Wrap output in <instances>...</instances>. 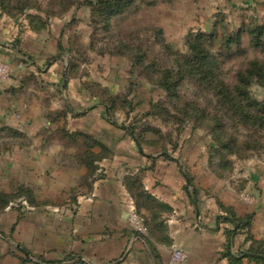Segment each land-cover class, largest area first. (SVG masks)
<instances>
[{"label": "rangeland", "instance_id": "374dc122", "mask_svg": "<svg viewBox=\"0 0 264 264\" xmlns=\"http://www.w3.org/2000/svg\"><path fill=\"white\" fill-rule=\"evenodd\" d=\"M2 17L14 21V47L0 49V64L8 67L0 86L12 101L0 116V212L21 213L37 200L41 206L72 203L104 159L122 151L132 161V153L142 152L175 163L195 203L213 198L224 219L244 217L246 247L239 254L264 255V126L241 124L233 98L220 93V86L232 90L252 63L264 70V0H0ZM54 19L61 23L51 27ZM51 31L58 36L57 59L22 54L23 35ZM190 34H202L191 39L203 52L196 62L186 44ZM56 60L65 85L79 80L85 106L62 99L61 90L51 92L42 80ZM246 91L264 102L258 79L249 80ZM91 109L104 127L87 120L74 127V114ZM9 114L14 125L6 124ZM28 148L43 149L37 152L46 157L20 155ZM52 148L54 155L47 152ZM52 164L59 167L55 174L46 172ZM80 167L85 172L78 176ZM126 177L139 191L140 174ZM4 245L0 238L1 250Z\"/></svg>", "mask_w": 264, "mask_h": 264}, {"label": "crops", "instance_id": "0c3cea01", "mask_svg": "<svg viewBox=\"0 0 264 264\" xmlns=\"http://www.w3.org/2000/svg\"><path fill=\"white\" fill-rule=\"evenodd\" d=\"M57 22L61 23L58 19L52 20L51 27ZM13 26L11 18H0V39L4 40L0 42L1 50L11 52L14 47ZM34 38L36 43L31 42L30 46L27 41ZM57 46L58 36L53 31L36 37L23 35L20 42L22 54H26L24 51L36 53L45 60L59 57ZM41 76L50 85L51 92L59 95L61 90L60 97L74 101L78 108L86 105L79 96V80H69L65 85V70L58 60ZM4 86H0V99L6 105H0V116L11 110L12 101L8 98L11 92L4 90ZM19 105L23 107V103ZM10 114L6 124L14 125ZM84 114V111L74 114L78 120L74 127L83 128L80 120L95 121L98 127L106 124L98 118L97 109ZM37 151L44 150L28 148L20 155L46 157ZM47 152L54 155L58 150L52 148ZM140 153H132V161L122 151L111 159H104L98 165L100 174L89 187L79 189L72 203L41 206L37 200L38 205L26 206L21 213L12 207L0 212V238L6 244L0 249L3 253L0 264H169L173 245L187 254L186 264H259L239 254L246 247L245 234L235 235L227 247L225 230L230 227L222 221L220 205L213 198L199 197L195 204L192 188L175 163ZM51 167L46 172L59 171V167L54 168L53 164ZM77 172L80 176L85 169L80 167ZM127 172L139 173L144 190L162 206V210L141 209L146 221L143 234L133 233L128 227V213L134 208V200L124 183ZM31 185L35 187L36 183ZM47 190L43 189L42 193ZM9 241H13L15 248L20 246V253L7 247ZM227 248L230 257L224 254Z\"/></svg>", "mask_w": 264, "mask_h": 264}, {"label": "trees", "instance_id": "16d2710c", "mask_svg": "<svg viewBox=\"0 0 264 264\" xmlns=\"http://www.w3.org/2000/svg\"><path fill=\"white\" fill-rule=\"evenodd\" d=\"M202 34L192 35L190 34L187 38L186 44L188 45L190 51L195 56L194 62L197 60V55H202L203 52L199 49H197L195 41H191V39H197L201 37ZM252 66H249L245 73H238L236 82L234 85V88L232 87L230 90L229 88H223L220 86V93L223 97H227V95L231 96L234 100V105L236 108V111L240 114L241 117V124H249L253 126H264V102H256L248 97V93L246 91V88L248 86L249 80L252 78L258 79L262 84H264V70L262 67L257 66L256 63H252ZM228 89L231 91L229 92ZM186 179L187 184L189 185V179L187 176H184ZM140 179V177H139ZM133 179H130V177H126L124 180L125 186L128 189L131 197L134 200V208L137 213H141V209H160L162 210V206L157 203V201L150 196L143 188L141 184V180H139V184L137 189L139 191L135 192V188H133ZM194 197V196H193ZM28 201V200H27ZM29 203V201H28ZM196 204V203H195ZM235 216V219H238L237 215ZM142 220L145 221L144 216L142 215ZM244 218V217H242ZM242 218H239L238 221L236 220H230V219H224L222 218L223 222L231 224L232 228L226 229L225 234L227 238V247L230 245V240L237 234L241 233L246 226L241 225L240 220ZM247 228H245L246 230ZM229 249L227 248L226 252L224 253L225 256L230 257ZM253 255V256H251ZM241 257H247L256 263L264 264V255L262 253H257L254 251H248L246 253H240ZM236 262V260H234Z\"/></svg>", "mask_w": 264, "mask_h": 264}, {"label": "built area", "instance_id": "2783aa9c", "mask_svg": "<svg viewBox=\"0 0 264 264\" xmlns=\"http://www.w3.org/2000/svg\"><path fill=\"white\" fill-rule=\"evenodd\" d=\"M8 73V67L4 64H0V80L4 79ZM127 223L129 229L133 233L137 234H143L145 231V224L142 218L138 216V214L135 211V208H131L128 213ZM187 254L180 249L179 247H176L175 245L172 246L170 258H169V264H186L187 262Z\"/></svg>", "mask_w": 264, "mask_h": 264}, {"label": "water", "instance_id": "95a60500", "mask_svg": "<svg viewBox=\"0 0 264 264\" xmlns=\"http://www.w3.org/2000/svg\"><path fill=\"white\" fill-rule=\"evenodd\" d=\"M17 248H20V246H17ZM79 259H81V260H82V257H79Z\"/></svg>", "mask_w": 264, "mask_h": 264}]
</instances>
